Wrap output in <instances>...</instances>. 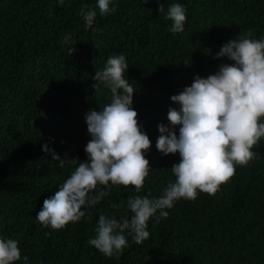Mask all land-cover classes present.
I'll return each instance as SVG.
<instances>
[{"label":"trees","instance_id":"trees-1","mask_svg":"<svg viewBox=\"0 0 264 264\" xmlns=\"http://www.w3.org/2000/svg\"><path fill=\"white\" fill-rule=\"evenodd\" d=\"M174 2L186 15L184 30L176 34L165 19ZM115 4V12L101 16L96 0H0V236L19 241L27 264H264V138L253 146L255 158L236 166L215 194L180 199L166 209L167 218L157 212L147 222L149 238L137 244L129 236L119 257H105L88 244L100 213L131 215L112 204L135 195L158 197L174 179L178 153L164 155L156 147L159 125L170 123L169 107H179L171 95L195 74L207 76L230 63L214 57L224 43L264 37V0ZM82 9L96 10L91 27L85 28ZM121 54L138 123L152 141L144 187L136 193L131 185H110L79 221L44 227L35 219L44 199L87 159L85 113L110 102L95 73L108 57ZM45 142L63 166L42 150Z\"/></svg>","mask_w":264,"mask_h":264},{"label":"clouds","instance_id":"clouds-1","mask_svg":"<svg viewBox=\"0 0 264 264\" xmlns=\"http://www.w3.org/2000/svg\"><path fill=\"white\" fill-rule=\"evenodd\" d=\"M64 2L56 0L57 4ZM96 6L101 16L116 10L115 0H96ZM158 11L165 12L163 4ZM81 12L85 28L91 27L96 10ZM165 19L172 21L170 32H182L186 20L183 5L169 4ZM68 39L64 37L65 42ZM214 57L231 62L221 63L207 76L195 74L190 85L171 95L179 107H169L170 123L159 125L157 149L164 155H179L171 166L174 179L158 197L135 195L112 204L113 208L125 207L131 215L99 214L88 244L105 257H119L129 236L137 244L149 238L147 222L157 212L158 218H167L166 209L173 208L176 201L195 200L200 192L215 194L233 176L236 166H246L255 158L253 146L264 138V37L231 39ZM128 66L124 55L110 56L104 69L95 73L97 83L110 91V102L85 113L91 137L84 146L87 159L44 199L35 215L42 226L61 229L68 222L79 221L108 195L110 185H131L136 193L144 187L150 169L145 153L152 141L137 120L135 90L124 77ZM41 147L63 166L64 159L48 142ZM20 260L28 262L26 255L21 256L19 241L0 236V264Z\"/></svg>","mask_w":264,"mask_h":264}]
</instances>
